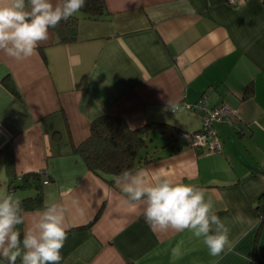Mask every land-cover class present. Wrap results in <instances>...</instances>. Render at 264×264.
Masks as SVG:
<instances>
[{
  "label": "crops",
  "instance_id": "1",
  "mask_svg": "<svg viewBox=\"0 0 264 264\" xmlns=\"http://www.w3.org/2000/svg\"><path fill=\"white\" fill-rule=\"evenodd\" d=\"M105 2L107 15L81 19L75 41L60 42L50 28L31 57L0 51V151L9 146L14 159L9 174L0 152V196H33L34 189L18 186L23 174H41L45 207L65 210L60 264H264V220L256 211L264 193V0ZM203 95L209 107L226 103L238 111L231 124L216 125L222 152L177 151L175 140L151 150L149 143L156 159L141 168L163 167L208 190L232 242L218 257L191 231L153 230L141 219L144 206L126 203L121 188L75 150L102 115L122 117L131 128L163 122L199 131V112L185 106ZM155 132L172 136L157 128L150 142ZM44 209L25 210L23 229Z\"/></svg>",
  "mask_w": 264,
  "mask_h": 264
},
{
  "label": "clouds",
  "instance_id": "2",
  "mask_svg": "<svg viewBox=\"0 0 264 264\" xmlns=\"http://www.w3.org/2000/svg\"><path fill=\"white\" fill-rule=\"evenodd\" d=\"M86 0H0V51L16 59L34 55L49 29L78 13ZM235 3V0H231ZM244 4V0H239ZM175 108V105H173ZM115 183L132 207L144 206L143 215L153 230L191 231L202 238L209 255L218 257L231 248L229 228L214 211L206 188L175 179L163 167L156 170H124ZM38 219L21 232L26 223L21 201L8 194L0 196V259L7 264H60L67 239L65 210L58 204L38 212ZM237 220L243 219L237 214ZM180 255L172 249L173 259Z\"/></svg>",
  "mask_w": 264,
  "mask_h": 264
},
{
  "label": "trees",
  "instance_id": "3",
  "mask_svg": "<svg viewBox=\"0 0 264 264\" xmlns=\"http://www.w3.org/2000/svg\"><path fill=\"white\" fill-rule=\"evenodd\" d=\"M105 15H107L105 0H86L84 7L78 13L68 20H62L53 30L57 33L60 42L69 43L77 40L78 26L81 19L98 20ZM5 84L14 94L19 95V91L11 78H6ZM250 94L251 90L249 89L245 97ZM157 128L170 129L172 132H187L163 122H150L139 128H131L122 117L102 115L92 121L90 136L76 146L75 150L84 159L90 170L106 178L109 182L115 183L114 177L124 170H138L156 159L151 156L148 146L151 131ZM174 140L179 142L175 138ZM180 143L177 151L187 146L198 149L197 146H192L191 142ZM9 150V146H6L0 152L6 151L7 171L12 174L14 159L12 152ZM42 187L40 173L30 172L22 175V181L18 188L34 189L36 191L35 195L20 199L24 211L45 208ZM256 211L262 223L264 220V193L258 199ZM141 219L145 220L144 215ZM18 227L23 232V225Z\"/></svg>",
  "mask_w": 264,
  "mask_h": 264
},
{
  "label": "built area",
  "instance_id": "4",
  "mask_svg": "<svg viewBox=\"0 0 264 264\" xmlns=\"http://www.w3.org/2000/svg\"><path fill=\"white\" fill-rule=\"evenodd\" d=\"M239 3V0H235V3ZM187 109L196 110L200 114L202 121V127L199 131L190 132H171L172 137L180 142H191L192 146L197 148L212 151L215 153L222 152V143L220 141L216 125L218 124H231L237 117L238 111L230 107L226 103H221L214 107L208 106V99L205 95L194 105L185 106ZM48 181H44L47 184ZM10 192L13 193L15 185L11 184L9 188Z\"/></svg>",
  "mask_w": 264,
  "mask_h": 264
},
{
  "label": "rangeland",
  "instance_id": "5",
  "mask_svg": "<svg viewBox=\"0 0 264 264\" xmlns=\"http://www.w3.org/2000/svg\"><path fill=\"white\" fill-rule=\"evenodd\" d=\"M153 137H154L153 142H149V143H151V144H150V148H152L151 150L154 149L155 145L160 146V145H162L163 143L168 142V141H170L171 143H174V138L171 137V136H169V135H167V134H161V133H159V132H155V133L153 134ZM179 142H180V141H179ZM174 144H175V143H174ZM148 149H149V146H148ZM6 188H8V187H6ZM18 189H20V188H18ZM7 190H8V189H7ZM20 190H21V189H20ZM20 190H18V192H19ZM30 190H31V189H30ZM33 191H34V190L28 192V193H29L28 195H35V193H34Z\"/></svg>",
  "mask_w": 264,
  "mask_h": 264
}]
</instances>
